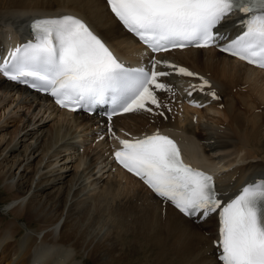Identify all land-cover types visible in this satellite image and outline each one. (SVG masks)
<instances>
[{
  "label": "bare ground",
  "instance_id": "1",
  "mask_svg": "<svg viewBox=\"0 0 264 264\" xmlns=\"http://www.w3.org/2000/svg\"><path fill=\"white\" fill-rule=\"evenodd\" d=\"M64 12L85 18L123 57L139 49L102 0H0V49L22 37L30 19ZM165 55L210 79L221 101L171 110L166 120L129 114L113 124L171 133L187 159L214 164L225 198L263 177L264 156L255 152L264 147V73L211 48ZM96 123L0 78V184L11 194L7 220L0 218V264H220L211 246L216 217L194 223L162 206L110 163L104 141L91 143Z\"/></svg>",
  "mask_w": 264,
  "mask_h": 264
},
{
  "label": "snow or ice",
  "instance_id": "2",
  "mask_svg": "<svg viewBox=\"0 0 264 264\" xmlns=\"http://www.w3.org/2000/svg\"><path fill=\"white\" fill-rule=\"evenodd\" d=\"M106 2L152 53L216 46L264 68V0ZM235 13L243 14L236 22L241 31L229 38L221 26ZM29 27L32 38L0 59V74L50 94L71 111L110 105L109 119L122 113L152 112L151 106L161 107L157 91H173L162 78L173 73L198 76L188 68L156 59L147 68L126 66L89 23L73 14L35 18ZM161 64L172 71L157 70ZM199 79L200 91L211 87L208 80ZM191 87L195 90L197 86ZM210 94L218 99L214 91ZM119 143L122 147L115 151V159L158 197L191 218L218 214L220 264H264V178L247 183L224 200L213 175L186 164L169 136L157 131Z\"/></svg>",
  "mask_w": 264,
  "mask_h": 264
},
{
  "label": "rangeland",
  "instance_id": "3",
  "mask_svg": "<svg viewBox=\"0 0 264 264\" xmlns=\"http://www.w3.org/2000/svg\"><path fill=\"white\" fill-rule=\"evenodd\" d=\"M221 109V108H220ZM222 109H223V107H222ZM252 148V147H251ZM256 149V148H255ZM254 148H253V151L250 149L249 151H250V153H249V155L251 156V155H253L254 157H256V155L257 156H261V157H263L264 156V147H262L261 149H259V148H257V149H259V150H255ZM254 150L256 151L255 153H256V155H255V153H254ZM10 196H11V194L10 193H7V190H4L3 189V187H2V185L0 184V218H4L5 220H7V217L3 214V212L5 211L4 210V208H6V203L7 202H9L10 201ZM4 206V207H3ZM6 212V211H5ZM28 231V230H27ZM26 231V232H27ZM25 232V233H26ZM21 233V232H20Z\"/></svg>",
  "mask_w": 264,
  "mask_h": 264
}]
</instances>
